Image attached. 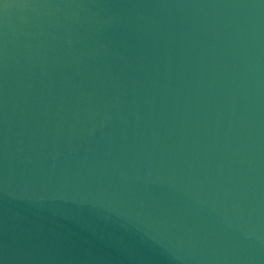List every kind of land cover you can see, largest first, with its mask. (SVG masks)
Listing matches in <instances>:
<instances>
[{
  "label": "water",
  "instance_id": "1",
  "mask_svg": "<svg viewBox=\"0 0 264 264\" xmlns=\"http://www.w3.org/2000/svg\"><path fill=\"white\" fill-rule=\"evenodd\" d=\"M0 264H264V0H0Z\"/></svg>",
  "mask_w": 264,
  "mask_h": 264
}]
</instances>
